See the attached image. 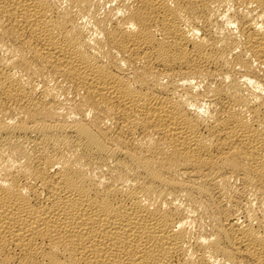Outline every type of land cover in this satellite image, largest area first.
<instances>
[{"label": "bare ground", "instance_id": "bare-ground-1", "mask_svg": "<svg viewBox=\"0 0 264 264\" xmlns=\"http://www.w3.org/2000/svg\"><path fill=\"white\" fill-rule=\"evenodd\" d=\"M0 264H264V0H0Z\"/></svg>", "mask_w": 264, "mask_h": 264}]
</instances>
